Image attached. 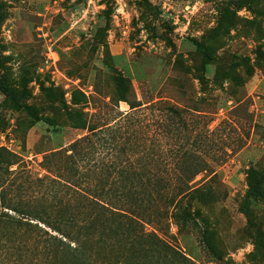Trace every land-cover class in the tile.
Listing matches in <instances>:
<instances>
[{"label": "rangeland", "instance_id": "obj_1", "mask_svg": "<svg viewBox=\"0 0 264 264\" xmlns=\"http://www.w3.org/2000/svg\"><path fill=\"white\" fill-rule=\"evenodd\" d=\"M174 145L210 168L185 222L122 189L171 176ZM262 168L264 0H0V264H264Z\"/></svg>", "mask_w": 264, "mask_h": 264}, {"label": "trees", "instance_id": "obj_2", "mask_svg": "<svg viewBox=\"0 0 264 264\" xmlns=\"http://www.w3.org/2000/svg\"><path fill=\"white\" fill-rule=\"evenodd\" d=\"M83 98L82 94H79V96H76L75 94L72 96V102L74 104L81 101ZM170 112L178 117V120L181 118L180 112L170 109ZM68 116L72 119V121H81V116L77 112L69 113ZM81 127H84V123L80 124ZM91 135H94V129H87ZM87 142L86 137H84V142ZM167 154L170 155V158L166 161H164L165 167L164 171H170V175L161 176V175H151L150 170L147 171L144 176H141V185L139 188H137L133 181L129 182L127 186H122V189H128L130 191V194L138 195V197H135L137 200L138 198H144V197H150V188L148 187V184L150 182H155L158 184V187L162 191H166L170 199H168L169 204L173 207L175 210H182L183 214H174V218L181 219L182 221H188L189 214L187 213V209L192 206V200L194 198V195L199 192L200 190H204L203 187L204 184L199 185V183L195 180L197 175H199L202 172H207L209 168L206 161H203L201 159L200 154H196L193 149H187L182 148L181 145H174L173 147H170L167 149ZM112 163L108 165V169H111ZM113 167V166H112ZM162 168V167H161ZM90 170L89 168H83L81 174H83L85 171L87 172ZM76 171V170H75ZM119 170L116 169L114 173H107L105 174L106 179L104 181H100L101 185L97 181V185H92V191H94L93 195H91L92 199L90 202V205L94 209L99 210H107L108 207H111V200L112 197L109 196V193L111 190H113L116 186V189L119 187L118 183L120 184L122 181L119 180V177H116L115 174H118ZM215 175L213 171H211L209 174ZM259 180H264V168L259 170H251L249 172L248 177V185L249 190L251 193H257L260 195L262 199H264V190L260 189L258 183ZM74 183H78L77 180H72L70 183L72 186L76 187L77 185ZM85 183V182H82ZM87 182L85 183L87 188ZM199 185V186H198ZM85 188V189H86ZM144 196V197H142ZM186 201L185 205L182 207V201ZM113 203V202H112ZM86 220L84 218L80 219L76 217V214H71V217H69V224L70 228L68 232L65 234L64 238L68 239L69 243L71 244L70 248L73 251H79L83 248L84 240L83 237L80 234L81 226H83V223ZM91 221V220H90ZM83 251V250H82Z\"/></svg>", "mask_w": 264, "mask_h": 264}]
</instances>
